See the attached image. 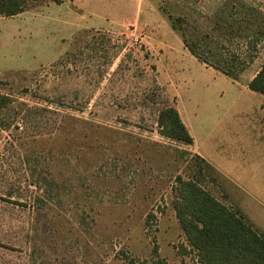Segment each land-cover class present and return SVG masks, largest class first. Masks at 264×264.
Instances as JSON below:
<instances>
[{"label": "rangeland", "instance_id": "1", "mask_svg": "<svg viewBox=\"0 0 264 264\" xmlns=\"http://www.w3.org/2000/svg\"><path fill=\"white\" fill-rule=\"evenodd\" d=\"M181 42L238 83L208 82ZM263 62L264 0H42L0 17V264L151 262L154 248L198 264L176 177L221 200L225 181L157 115L184 86L220 120L201 89L242 87Z\"/></svg>", "mask_w": 264, "mask_h": 264}, {"label": "crops", "instance_id": "2", "mask_svg": "<svg viewBox=\"0 0 264 264\" xmlns=\"http://www.w3.org/2000/svg\"><path fill=\"white\" fill-rule=\"evenodd\" d=\"M181 43L184 47L180 50L182 57L197 63L208 82L212 79L211 83H222L224 78H228L238 83L239 75L222 73L219 65L193 57L192 52ZM177 46H180L179 42ZM243 46L241 56L244 53L249 56L253 49L248 44ZM204 52L207 53L206 50ZM209 53L213 55L214 52ZM261 66L248 76L242 87L232 84L230 87H218L216 92L207 86L201 89L206 96L215 97L217 102L222 103L220 120L207 118L204 111L208 106L191 108L193 88L180 87L175 108L193 139V144L189 146L225 181L221 190L226 199L213 196L231 209L240 211L258 231L264 233V95L248 88V83ZM177 106L181 107L184 115ZM191 109L200 111L201 116L192 114ZM162 258L170 264L169 258Z\"/></svg>", "mask_w": 264, "mask_h": 264}, {"label": "trees", "instance_id": "3", "mask_svg": "<svg viewBox=\"0 0 264 264\" xmlns=\"http://www.w3.org/2000/svg\"><path fill=\"white\" fill-rule=\"evenodd\" d=\"M42 0H0V17L22 14ZM59 3V0H53ZM171 20L173 18L169 16ZM248 88L264 95V64L248 83ZM10 101L0 97V109ZM159 133L182 145L193 139L174 106H165L157 115ZM206 166L212 168L200 158ZM213 169V168H212ZM214 170V169H213ZM175 217L187 245L199 264H264V233L258 231L237 209L216 199L197 179L176 177L173 187ZM153 261L134 260L127 264H169L154 248Z\"/></svg>", "mask_w": 264, "mask_h": 264}, {"label": "built area", "instance_id": "4", "mask_svg": "<svg viewBox=\"0 0 264 264\" xmlns=\"http://www.w3.org/2000/svg\"><path fill=\"white\" fill-rule=\"evenodd\" d=\"M184 239H185V237H184ZM185 242H186V239H185ZM186 244H187V242H186ZM187 247L188 248H190L188 245H187ZM196 259V261H197V258H195ZM197 263H198V261H197ZM199 264V263H198Z\"/></svg>", "mask_w": 264, "mask_h": 264}]
</instances>
